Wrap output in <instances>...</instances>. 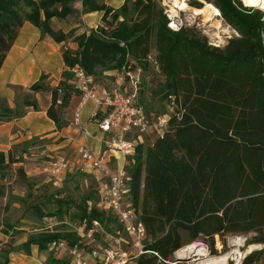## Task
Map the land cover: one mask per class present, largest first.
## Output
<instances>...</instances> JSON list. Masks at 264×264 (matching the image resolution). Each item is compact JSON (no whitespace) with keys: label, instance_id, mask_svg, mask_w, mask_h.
Instances as JSON below:
<instances>
[{"label":"trees","instance_id":"16d2710c","mask_svg":"<svg viewBox=\"0 0 264 264\" xmlns=\"http://www.w3.org/2000/svg\"><path fill=\"white\" fill-rule=\"evenodd\" d=\"M78 2L81 11L75 8ZM205 4L215 6L236 33L223 47L210 45L190 27L172 32L158 0H125L119 9L99 0H0V72L26 22L57 44L72 40L78 46L63 50L67 70L58 87L46 85V76L30 87L34 94L52 93L47 115L59 131L68 126L64 113L73 98L83 96L75 69L97 84L101 71L125 77L147 70L152 50L157 52L154 62L166 77L159 93L173 108L165 115L163 136L148 144L156 133L144 135L127 167L133 206L147 230V253L136 264H174L178 251L200 240L216 256V236L226 249L228 235L250 234L247 246L262 248L247 254L242 264H264V9L245 7L240 0H194L189 6L202 9ZM96 12L103 13L102 24L81 34H65L51 25L53 19ZM20 103V109L6 104L0 122L24 117L25 108L39 111L32 96ZM140 105L145 108L141 93ZM19 163L13 152H0V197L5 196L1 182ZM17 174L29 183L23 168ZM27 209L40 221L57 218L62 224L74 212L85 231L100 222L105 233L96 236L102 244L107 235L123 230L101 206L100 188L79 199L55 197L47 207ZM79 228L42 229L21 248L30 254L35 246L45 253L52 244L64 243L92 250L95 244H87ZM49 262L70 264L55 252Z\"/></svg>","mask_w":264,"mask_h":264},{"label":"rangeland","instance_id":"374dc122","mask_svg":"<svg viewBox=\"0 0 264 264\" xmlns=\"http://www.w3.org/2000/svg\"><path fill=\"white\" fill-rule=\"evenodd\" d=\"M184 1L189 6L190 2L194 0ZM240 1L247 7L243 0ZM199 2L204 5L203 1ZM254 8L260 9L258 7ZM182 15L187 27L206 37L208 43L212 46L223 47L235 35V31L222 18L217 16L213 17V21L208 22L207 15H194L192 8L190 12H182ZM156 55L157 52L153 49L151 53L152 64L140 74L139 92L143 99L144 111L148 120L167 119L165 115L170 114L173 108L171 102L161 100L159 89L165 83L166 77L154 62ZM123 79L129 90L128 80L125 77ZM97 82V86L112 89L116 83V77L113 72L101 71ZM122 88L124 89L125 85ZM18 90L20 91L19 100L27 99L24 92ZM6 104V100L0 98V112ZM91 108V105L85 106L82 113L84 118L89 114ZM154 135L149 136L147 139L148 144H152L157 139L158 134ZM54 140L53 138L44 140L36 138L28 142L29 144L26 147L19 145L13 148L14 157L19 159L20 163L12 165L8 179L1 182V185L5 187V196L0 197V264H5L6 260L9 264H50L48 253H42L37 250V247L33 246L31 253L27 254L21 248L22 245L27 242L33 233H37L42 229L63 227L74 231L79 228V222L74 216V212L65 216V224H62L57 218L40 221L27 208L31 205L47 207L55 197L79 199L84 195L95 194L99 188L100 190L103 188L105 181L95 173L81 174L74 170L68 172L61 179H55L45 172L49 162L58 155V152L67 151L64 148L65 144ZM20 168L24 169L29 183L17 174V170ZM10 227H13V229ZM252 237L251 234L245 236L228 235L226 237V249H224L221 239L216 236V249L218 251L216 256H213L214 254L209 250L204 240H200L196 242L197 244L191 245V249L183 251L182 255L184 257L176 258L175 256L174 264H209L213 258L225 255L229 256L227 264H242L249 247L247 246V240ZM261 248L262 246H259L258 249ZM201 252L204 255H200ZM62 256V258L67 259L65 254H62Z\"/></svg>","mask_w":264,"mask_h":264},{"label":"built area","instance_id":"2783aa9c","mask_svg":"<svg viewBox=\"0 0 264 264\" xmlns=\"http://www.w3.org/2000/svg\"><path fill=\"white\" fill-rule=\"evenodd\" d=\"M158 3L168 19V28L172 32L177 33L187 27L183 11H180L173 0H158ZM218 17L222 18L221 15ZM74 73L77 87L83 94V104L92 101L95 105L91 121L108 136L103 154H96L85 147L79 150L76 171L95 173L103 178L105 182L100 190L101 206L118 218L123 230L117 232V236L107 235L103 238L102 244L97 242L96 235L105 232L100 222H94L91 229L85 231L83 227L79 228L87 244H95L92 250L71 249L64 243H54L49 247L48 253L55 252L61 256L65 254L70 264H136V260L147 253V230L133 206L130 195L131 176L127 167L114 171L110 165V154L120 152L130 165L138 144L143 143L144 135L154 132L158 136H163L168 127V117L147 119L144 108L140 105L141 70L126 73L125 78L130 84V89L126 92L119 88L107 89L97 86L93 78L81 68L75 69ZM79 119L78 111L75 116L76 124H79ZM45 172L55 179H61L70 172L69 159L56 156L49 162Z\"/></svg>","mask_w":264,"mask_h":264},{"label":"crops","instance_id":"0c3cea01","mask_svg":"<svg viewBox=\"0 0 264 264\" xmlns=\"http://www.w3.org/2000/svg\"><path fill=\"white\" fill-rule=\"evenodd\" d=\"M104 1L108 6L119 9L125 0H99ZM115 3V4H114ZM78 11L82 10V2L75 5ZM103 13L76 14L67 20L53 19L51 22L55 30H61L65 34H81L88 30L97 29L102 24ZM68 41L64 44H57L49 36L26 22L19 32L18 38L9 52L6 61L0 72V98L6 100L7 106L11 109H20V89L26 96H32L37 100L39 111L27 110L24 117L14 119L10 122H0V152L8 154L13 148L31 140L53 138L59 141L67 149L65 152H58L57 156H64L69 159L70 172L77 169L79 164V150L82 147L92 150L96 154H103L106 150L105 140L108 136L103 134L98 125L91 121V115L95 110L92 101L83 104L82 97H74L71 107L64 113L68 126L61 131L56 124L49 119L47 112L52 105V93L40 92L34 94L30 87L46 76L44 83L53 88L58 87L64 81V73L67 70L63 60V50H77L75 43ZM116 83L112 88L128 91L123 77L113 72ZM83 105V106H82ZM91 105V111L84 118L82 113L85 106ZM80 112L79 124L75 123V116ZM144 142V140H143ZM110 165L113 170L121 169L129 165V161L120 152L110 154ZM37 250H39L37 248ZM48 253V252H46ZM50 255V253H48Z\"/></svg>","mask_w":264,"mask_h":264},{"label":"bare ground","instance_id":"6f19581e","mask_svg":"<svg viewBox=\"0 0 264 264\" xmlns=\"http://www.w3.org/2000/svg\"><path fill=\"white\" fill-rule=\"evenodd\" d=\"M173 1H174V4L180 9V11L190 12L191 8L187 5V3L184 0H173ZM243 1H244V3L246 4L247 7H258L260 9H264V0H243ZM192 9H193L194 15H199V14L207 15L208 22L213 21V17H216V16L218 17L219 15H221L220 11L215 6H213L212 4H208L202 9H194V8H192ZM213 39H215V38H213ZM191 248H192L191 245L183 248L182 250H180V251H178L176 253V256L177 257L183 256L182 255L183 251L189 250ZM258 248H259V246H257V245L249 246L246 255L249 254L250 252H252L253 250L258 249ZM202 251H204V250H202ZM200 255H204V254H202V252H201ZM228 259H229L228 255H225V256H222V257H219V258H213L209 262V264H227ZM239 264H241V263H239Z\"/></svg>","mask_w":264,"mask_h":264},{"label":"water","instance_id":"95a60500","mask_svg":"<svg viewBox=\"0 0 264 264\" xmlns=\"http://www.w3.org/2000/svg\"><path fill=\"white\" fill-rule=\"evenodd\" d=\"M243 262V261H242Z\"/></svg>","mask_w":264,"mask_h":264}]
</instances>
